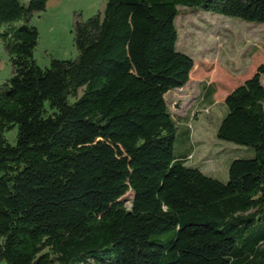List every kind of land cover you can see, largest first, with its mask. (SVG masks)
<instances>
[{"label": "trees", "instance_id": "obj_1", "mask_svg": "<svg viewBox=\"0 0 264 264\" xmlns=\"http://www.w3.org/2000/svg\"><path fill=\"white\" fill-rule=\"evenodd\" d=\"M48 2L0 0L6 264H264V60L225 100L218 138L254 150L226 183L178 154L166 99L196 65L177 49L179 7L264 23V0H107L74 13L76 57L42 67L32 22Z\"/></svg>", "mask_w": 264, "mask_h": 264}, {"label": "rangeland", "instance_id": "obj_2", "mask_svg": "<svg viewBox=\"0 0 264 264\" xmlns=\"http://www.w3.org/2000/svg\"><path fill=\"white\" fill-rule=\"evenodd\" d=\"M27 4L28 0H20ZM107 0H50L46 11L35 15L33 24L39 30L34 56L42 67L50 65L52 57L73 59L77 55L74 44L73 18L81 12L89 18L105 9ZM179 30L177 49L191 55L195 67L190 81L182 88L166 95L174 115L189 117L196 138L203 137L206 145L196 154L198 159L211 153L205 171L224 181L229 180V166L235 157L249 158L251 147L221 141L217 136L216 122L225 109V98L236 86L251 77L264 60V23L249 22L237 17L210 11H191L179 7L176 19ZM12 67L9 56L0 43V83L10 77ZM218 82V92L213 106L198 101L202 82ZM264 81V80H263ZM16 130L8 137L14 143ZM180 137V135H179ZM239 148V149H235ZM178 150V149H177ZM132 193L124 197V205L131 208ZM14 205L6 191H0V264L3 256L2 230L10 223Z\"/></svg>", "mask_w": 264, "mask_h": 264}, {"label": "crops", "instance_id": "obj_3", "mask_svg": "<svg viewBox=\"0 0 264 264\" xmlns=\"http://www.w3.org/2000/svg\"><path fill=\"white\" fill-rule=\"evenodd\" d=\"M49 3H50V0H49L48 4ZM48 4H47V6H48ZM212 86L216 87V92L212 98V101L208 102V101L204 100V98L202 96L203 95L202 90L205 89L207 91V89L212 88ZM217 92H218V82H208V81L202 82L200 84V94L198 96L199 103L202 105L213 106L215 104V95L217 94ZM225 100H226V98H225ZM225 112H226V104H225V109H224L223 114L219 117L218 121L216 122V125H215L216 130H217L218 125L220 124V121H221L222 117L224 116ZM174 116L177 119L180 140L184 141V144L177 151L178 154H180V155L188 154V156H189L188 164L199 166L205 173H207L204 168H205V165L207 164L206 161L208 162L211 160L210 157L212 154L209 153L208 155H201V156H203L201 159H198L196 157V154L201 152V148H203V146L206 145V141L203 139V137L201 138V136L198 138H196L194 136L193 129L191 128V125H190V118L189 117L183 119L177 115H174ZM189 128L191 129V131H190V133H187ZM235 149H238V148H235Z\"/></svg>", "mask_w": 264, "mask_h": 264}]
</instances>
